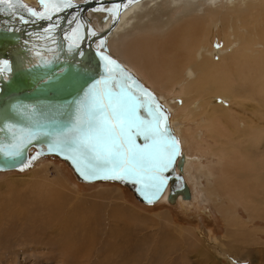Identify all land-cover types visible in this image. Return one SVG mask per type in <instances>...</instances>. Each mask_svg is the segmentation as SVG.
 I'll return each instance as SVG.
<instances>
[{"label": "rangeland", "instance_id": "1", "mask_svg": "<svg viewBox=\"0 0 264 264\" xmlns=\"http://www.w3.org/2000/svg\"><path fill=\"white\" fill-rule=\"evenodd\" d=\"M249 1L255 2L254 0ZM86 12L84 15H86ZM84 18L87 20L88 15ZM88 21L86 22L87 26L93 30L91 21ZM17 36L19 35L13 32L9 36V39H16ZM70 39L74 41V37ZM238 43V41H234L231 48L226 50L224 55H228L231 49H237ZM91 45L95 46L97 42L94 41ZM214 47L219 50L220 45L218 44V40L214 41ZM261 48L262 46H256L257 51H260ZM135 68L138 69L137 67L131 68L133 73L139 70ZM138 77L142 80L141 76L138 75ZM144 79L148 82L146 77ZM247 81H234L232 84L234 90L231 96L225 100V104L223 105L218 101H216L217 103L214 101V103L226 107L228 109L227 112L230 113L228 120L234 123L235 126H238V128H230L233 134L231 137L234 138L233 142L240 146L242 144L250 146L249 151L241 153L239 155L240 158L238 157L242 167H247L252 174H263L261 179H264V94L259 86L253 82L256 80L247 79ZM177 87L175 86L174 89H177ZM151 89L153 92L155 91L159 98L162 97V104L167 108L169 107L170 123L173 122V126L177 129V136L181 139L183 154L187 152V146L183 144V138L179 132L180 128L185 130H183L185 137L188 134L186 138L190 141V148L193 146L189 151L192 155L195 154L196 157L191 156L188 160L189 163H187L188 166L185 165L187 169L189 168L190 174H186L187 171L184 165L182 172L191 197L186 198L183 195H179V198L172 202L163 200L152 205H144L136 199L133 192L125 185L114 182L85 183L79 181L65 162L54 156L41 158L37 162L31 163L30 166L24 167L23 170H0V207L2 203L4 205L6 204L5 207H18L15 205L16 198L18 201L21 200L24 202L27 200L28 202V196L25 197L27 190L30 191L29 195L31 200H33L32 204L35 205V207L32 205L34 208L29 206L32 210L29 213L31 218L28 217L29 214L27 216L26 214L22 215L23 213H17L13 217L15 220L13 219L9 221L10 224L8 223L9 226L7 228L11 226L10 228L6 230L1 229L0 226V235H6L5 233H7L6 243L4 244H9L6 248L0 250V264H264V220L251 216L250 213L252 211L244 203V197L238 190L227 189L225 185L226 180L225 182L223 181L224 178L219 167L221 166L223 168V162L225 161L224 157L221 158L219 155H224V145L228 140L230 141V138L226 142H219L221 145L220 148L218 141H216L218 143L216 144L215 140L210 137L209 132L207 133V126L204 125L205 127H203L200 124L201 119L205 120L203 111L206 110L208 114L212 112L211 109L213 106L210 103L212 99L209 98V94L203 97V101L210 99L207 101L208 105L206 102L201 106L202 109L200 107L201 111L197 109L196 114H192L187 110L189 106L184 105V98H182L184 96L182 94H178L179 96L177 95V97L171 93L167 94L165 91H160L155 86L151 87ZM198 98L197 105L201 100V97ZM218 109H221V107H218ZM199 112L202 114L197 116ZM176 115H179L180 118L178 119ZM187 115H189L188 118H186ZM191 115H193V119ZM194 115H196V118H194ZM223 119L221 118L222 123L224 122ZM249 136L250 141L248 142ZM195 137L198 140L197 143L200 145L196 143ZM221 143L224 144L223 147ZM217 149L220 154L217 152ZM242 155L244 156L242 157ZM195 160H198L197 162L202 166L199 168H205L207 173L197 171V167L192 163ZM33 173L37 177L46 175L50 180L57 181L54 185L57 190L55 191L54 187L55 192L53 197L46 198L44 200L46 202L43 201L41 203L42 205L40 204L42 207L50 201L52 206H56L55 208L52 207V210L56 212L55 217H53L54 220L52 216L49 217L51 215L49 213L52 212L50 211L51 208H46V206L40 208L39 205H36L41 201L37 200L36 193L46 192L45 190L38 191L39 187H30L31 182H34L32 179ZM237 178H235L236 181L238 180ZM60 183L68 190L58 185L61 188L59 191L56 184ZM214 185L216 188L218 187L215 197L210 196L206 192L209 186L214 187ZM222 186L226 187V189H223ZM115 188H119L120 200L113 202L109 201V199L107 200L108 196L105 193L103 195V192L107 191V189L113 191ZM35 189L38 190L35 191ZM57 192L58 196L56 195ZM60 192L64 198L60 195ZM68 192L71 194L70 197ZM251 192L254 198L261 196L258 190ZM55 195L57 198H60V196L63 198H58V202L62 204L64 202V205L57 202V198L54 197ZM65 199L69 204L67 202L65 203ZM218 204L220 206L225 205L237 213V225L232 227V229L235 228V230L233 229L234 231L228 232L226 223L218 214ZM70 205L72 206L69 207ZM72 207H76V209ZM59 211L62 212L60 213ZM35 212L37 214L40 213V215H37ZM165 213L168 214L167 216L170 218L171 223L169 222L168 224L165 220H159L158 223L151 221L155 214ZM2 217L0 218V222H5L6 218ZM20 218H22V221L19 220ZM25 218L28 220L25 221ZM60 218L62 219L61 223H58L57 221ZM43 220L49 223L51 221L54 222H51L52 224L46 222L48 224L47 226L45 222L43 223ZM22 222L25 224L22 225ZM172 222L176 225L172 224ZM53 223L55 224L53 225ZM56 224H60V226ZM57 227L60 228L58 229ZM176 227L182 228V236L178 235L177 232L179 230ZM61 229H64V231ZM239 230L245 234L241 231L239 232ZM237 231L239 234H236ZM65 236H68V240L71 243L62 245V241H66ZM33 238H36V241ZM70 244H75V246L72 247ZM60 245H68L71 247L62 248ZM10 246L12 249L9 248Z\"/></svg>", "mask_w": 264, "mask_h": 264}, {"label": "bare ground", "instance_id": "2", "mask_svg": "<svg viewBox=\"0 0 264 264\" xmlns=\"http://www.w3.org/2000/svg\"><path fill=\"white\" fill-rule=\"evenodd\" d=\"M83 1L85 0H46V1L44 0H21L23 5H26L27 7L35 10L41 15L33 16L31 15L30 12L27 15H24L20 12L19 14L18 13L16 14L18 16V19L20 20L19 22L22 21V24H25V25L19 24L17 20L16 21L18 24L16 22L15 23L12 22L14 25L12 24L11 27L14 28L13 31H15L19 36H18L17 41L12 42V43L9 42V43L14 44L16 46L17 44L23 42L22 39H24V42H23L24 46L21 45V48H23L24 51L23 52L19 51V55L20 57H23L24 61L21 59H18V57L17 58L14 57L15 59L13 63L10 65H7L6 68L4 69L5 71L2 70L3 71L2 77L6 78L8 74H10L13 70H15L16 68L20 66H25L29 63L35 62L36 58L40 56L41 58L45 60L53 59V58L54 59L62 58V59H68V60L78 62L84 66L85 65L89 66V63H87L84 59H82L81 56L79 55V52L76 51L77 49L74 50L70 48L69 50L67 49L68 47L61 46L59 38L64 39L63 35H61L62 34L61 32H63V34L66 33L65 36L69 37L70 32L76 31L78 34L77 43L80 48L81 47L83 48L85 46V45L83 46L82 44L84 43L89 44L88 42H91V40L95 38L96 39L95 42H97V45L91 46V47H93L94 49H98V50L104 49L105 51L108 52L109 55L117 59L119 62L121 60V63L132 72L133 70L131 68L137 67L140 71L135 68L138 71H136L134 75L138 79H140L138 75L141 76L143 81L141 79L140 80L142 81V83L146 87H148L152 92L153 90L151 89V87L155 86L158 90L165 91L167 94L171 93L174 96H177L178 94H182L184 96L182 97L184 98L183 99L184 105L187 107L189 106V109L187 108V110H189L190 113L192 114H196V111H198L197 109H200L202 105H204L208 100H210L208 99L207 101H203V97L209 94L208 95L209 98L212 99L210 101V103L213 106L211 109L212 112L211 114L210 113L208 114V112L206 113V110L205 111L202 110L205 115V120L200 118L201 119L200 124L203 127H205L204 125L207 126V129H208L207 133L209 132L210 137H212V139L215 140V143L216 141H218V143L219 142L223 143V142H226L228 138H230V141L228 140V142H226L225 145L221 143L222 147L224 145V149H225L224 155L220 154L218 150L219 148L217 149V152H219L220 154L219 156L221 158L224 157V160H225L223 162L224 163L223 168L219 166L222 172L221 174L224 178L223 181L225 182L226 180L225 185L227 189L229 188L236 189L243 195L244 203L252 211L250 213L252 217L262 218L264 220V207H263L264 205V179H261L263 174H260V173L252 174L249 172V169L247 167H242L239 161V158H240L239 155L241 153H245L249 151L250 146H245L243 144L240 146L233 142L234 138L231 137L233 135L231 129H233V127L238 128V126H235L234 123L228 120L230 113L227 112L228 109L226 107L221 106V104L224 105L225 100H227L231 96L232 91L234 90L232 87V84L234 81H238V80L247 81V79L256 80L253 82H255V84L259 86V88L262 90V93L264 94V0H254L255 2L253 1L250 2L249 0H123L119 4L116 3L115 0H111L110 2L104 3L103 5L88 9L90 11L86 10L88 12H86V15H83V17L78 11H73V9H68L69 2L81 3ZM46 4L47 5L55 4L60 8V10L56 11L52 7L46 8L45 7ZM38 8H40V10H38ZM15 9L14 10L10 9V10L11 12H16ZM42 12H45V15L42 16ZM57 12H61L62 19L60 21H56V22L53 21L54 23L46 22L47 24L45 23L38 24V22L39 21L42 22L43 19L49 20L48 17H51L53 14H56ZM78 13H79V16H78ZM87 15H88V18H86L87 20H85L84 17H86ZM20 17H23V20H21ZM65 17H66V22H65ZM88 20L91 21L93 30L89 29V27L87 26L86 22ZM98 34H101L102 39H97V38H100L99 36H97ZM22 35L24 36L20 40V37ZM90 36L94 38L90 40L89 39ZM215 40H218V44L220 45L219 50L218 48L214 47ZM234 41L239 42L238 48L233 49V50L231 49L228 55H224L225 51L231 48ZM256 46L257 47L262 46L261 50L257 51ZM206 53H208V55H206ZM0 60H1V57H0ZM145 77H146V80H148V82L145 81L144 79ZM253 82H250V83H253ZM175 86H178L177 89H174ZM153 93L162 103V97L159 98V96H157L155 91ZM196 97L197 98L201 97V100L199 101L198 105H197L198 101ZM214 101L220 102L221 103V104L219 103L220 106L218 104H215ZM207 105H208V102H207ZM218 107H221V109H218ZM168 108L166 107L169 126L171 128L172 133L177 137V139L180 142L181 139H179L177 136V133H178L177 129H175V127L173 126V122L170 123V118H169L170 113H168L169 112ZM177 112H178V109H177ZM201 114L202 113L199 112L197 116ZM191 116L193 119V115ZM195 116L196 115H194V118H196ZM176 117L178 119L180 118L179 115H176ZM188 117L189 115L186 116V118ZM221 118L222 119L224 118L223 123L221 122ZM237 124L239 123L237 122ZM183 130L180 128L179 132L182 135L183 144L187 146V152H184L183 154L184 155L183 165L185 166L187 165V163H189L188 160L191 158V156H194V157L196 156L195 154L192 155L190 153L189 150L193 146L190 148V141L186 138L188 134L185 137L184 135L185 130L184 131ZM195 132H193V134H195ZM188 133L190 134L189 131ZM192 137H194V135ZM195 141L197 143L198 140L196 139ZM249 141H250V136H249L248 142ZM180 147L182 151L181 142H180ZM212 147L211 149H213ZM219 147L221 148V145ZM201 149H204V148H201ZM34 151L35 149L29 148V151H28L29 158ZM243 156L244 155H242V157ZM39 159L41 158L34 159V162H37ZM197 161L195 160L194 162H192L197 167V171L207 173L205 168H202V169L199 168L202 166H200L199 162ZM187 166H185V169L187 171L186 174L189 175L190 172H189V168L187 169ZM7 170H15V169H7ZM2 171H6V170H2ZM236 177H238L237 181L235 180ZM32 179L34 182H31L30 187L32 186L39 187V190L35 189V191L45 190L46 192V193H36L37 200H41L40 203L36 205L40 206V204L46 198L53 197L54 192L57 190V188L54 186L55 183H57V181L55 182L54 180H50L46 175L37 177V175L34 173H33ZM228 180L230 181L228 182ZM100 182H109V181H100ZM60 184H56V186L59 188V186H62V184L61 185ZM118 184L123 185L122 183H118ZM54 187H55V191H54ZM222 187L223 189H226V187L224 186ZM60 189L61 188H59L58 190L60 191ZM216 189L218 190V187L216 188L215 185L214 187L209 186L206 189V192L210 196L215 197L217 195ZM118 190L119 188H115L113 191H110L107 189V191L103 192V195L105 193L108 196L107 200L109 199V201H112V202L119 201L120 195H119ZM253 190L260 191L261 196L259 198H254L251 192ZM29 192L30 191L27 190V193L25 194V197L28 196L29 198L28 202L27 200H25L24 202L21 200L18 201L17 198L15 197L16 198L15 205H17L18 207L9 208V207H5L6 204L5 205L4 203L1 204L0 218L2 216L6 218L5 222H0L1 229L7 230L8 228L11 227L10 226L7 228V226H9L8 223L10 224L9 221L14 219L13 217L15 216V214L23 213L22 215L26 214L28 216V214L31 213L32 210L29 206H32L34 204H32L33 200H31ZM65 193L67 194V192ZM182 193H183V190L178 191L174 199L178 197L179 195H181ZM20 195L22 196L21 193ZM56 195L58 196V192L56 193ZM56 195L54 196L55 198H57ZM60 195H62L61 192H60ZM44 196H47V197H44ZM70 196L71 194L69 195V197ZM189 196L191 197L190 191H189ZM58 198H57V202H58ZM60 198L62 197L60 196ZM62 199L61 201L63 202ZM163 199L167 200L166 192L159 198L157 202H160ZM66 202L67 201L65 199V203ZM50 203L51 202L49 201V203L45 206L46 208H51L50 211L52 212L49 213L51 214L49 217L52 216L53 218L55 217L54 215L56 212L52 210V207L54 206H52V204ZM58 203L62 204L61 202H58ZM220 203L222 204V202ZM62 205H64V202ZM45 206H42V207H45ZM71 206L72 205H70L69 207ZM42 207L40 206V208ZM74 208L76 209V207ZM217 210H218L219 216L226 223L228 232H232L233 229L235 230V228L232 229V227L237 225V220H238L237 213L234 212L229 207L225 205L220 206L219 204L217 205ZM45 211L44 213L47 215ZM63 211H64V207H63ZM59 214L58 216H60ZM37 215H40V213ZM167 215L168 214L166 213L165 214H155V216H153L151 221H153V223L154 222L158 223L159 220L160 221L165 220V222L169 224L170 218H168ZM28 217H30V214ZM19 220L22 221V218H20ZM26 220L28 219L25 218V221ZM61 220L62 219L60 218L58 221L57 220L56 221L58 223H61ZM44 222L49 223L48 221L43 220V223ZM51 222H54V221H51ZM51 222L49 224H52ZM47 223L46 225L48 226ZM24 224L25 223L22 222V225ZM54 224L55 223H53V225ZM172 224L174 223L172 222ZM56 225L60 226V224H56ZM159 225H160V222H159ZM44 228H45V225H44ZM176 228L179 230V232H177L178 235L182 236V228L181 229L180 227H176ZM61 230L64 231V229H61ZM52 231L54 230L52 229ZM240 231L241 230H239V232ZM5 234L6 235H0V250L3 248H6L9 245V244H4L6 243L5 241L7 239V233ZM236 234H239L238 231ZM65 237H66L65 238L66 241L61 240L62 245L71 243L68 240V236H65ZM8 238L12 240L10 236H8ZM34 240L36 241V238ZM70 245L72 247L75 246V244H70ZM71 246H68V245L61 246L60 245V247L62 248H70ZM9 248H11V246ZM78 249L76 248V250Z\"/></svg>", "mask_w": 264, "mask_h": 264}, {"label": "water", "instance_id": "3", "mask_svg": "<svg viewBox=\"0 0 264 264\" xmlns=\"http://www.w3.org/2000/svg\"><path fill=\"white\" fill-rule=\"evenodd\" d=\"M111 0H85L81 3L69 2V7L79 11L83 17L84 11L103 5ZM118 1V2H117ZM123 0H115L121 3ZM18 3V0H14ZM6 5H0V10L7 11ZM5 24H0V48L6 47L8 42H15L16 39H9L14 32L8 30ZM22 31V30H21ZM97 36L102 39L101 34ZM61 46L77 49L82 59L91 66H84L78 62L68 59H48L37 57L35 62L19 67L8 75L4 80L0 73V83H4L5 90L0 93V170L21 169L34 162L33 157L45 158L54 156L72 170L79 181L85 183L109 181L122 183L129 187L138 201L145 205L155 204L166 192L167 201H174L178 191L183 190L184 197H189V190L184 181L182 170L184 155L181 151L180 142L172 133L166 120L167 139L178 141V154L170 170L165 173L168 177L165 188L161 194L152 196L151 192L143 185L137 183L133 178L110 179L104 178V174L86 179L77 171V164L67 158L66 153L59 149L50 151L57 136L67 131L76 119L80 103L84 100L85 93L93 83L106 77L105 61L102 56L109 57L118 66L117 79L128 81L129 77L135 81L133 91L138 101L147 102L145 95L150 93L155 104L161 107V111L167 117L166 107L159 101L156 95L138 79L132 71L121 62L108 54L104 49H94L88 44L86 47H79L59 38ZM6 66L4 67V69ZM122 69L125 75L120 74ZM26 89V90H24ZM140 115L148 118L147 111L140 109ZM16 140V141H15ZM143 143L142 140H138ZM29 148L35 149L28 157ZM19 150L18 156H11ZM39 153V155H37ZM177 169V170H176Z\"/></svg>", "mask_w": 264, "mask_h": 264}, {"label": "snow or ice", "instance_id": "4", "mask_svg": "<svg viewBox=\"0 0 264 264\" xmlns=\"http://www.w3.org/2000/svg\"><path fill=\"white\" fill-rule=\"evenodd\" d=\"M0 5L13 10L17 6L27 8L13 0H0ZM45 7L60 10L55 4ZM27 10L33 16L41 15L31 8ZM102 59L106 77L91 85L80 103L75 122L57 136L49 150L66 153L86 179L101 173L110 179L133 178L152 196H157L167 183L165 173L178 154V141L167 139V117L151 94H145L147 102L138 101L133 91L135 81L131 77L130 83L117 79L118 66L109 67L115 61L107 56ZM119 71L125 75L122 69ZM140 109L147 111L148 118L141 117ZM19 154V150L9 153L13 157ZM25 166H30V162Z\"/></svg>", "mask_w": 264, "mask_h": 264}, {"label": "flooded vegetation", "instance_id": "5", "mask_svg": "<svg viewBox=\"0 0 264 264\" xmlns=\"http://www.w3.org/2000/svg\"><path fill=\"white\" fill-rule=\"evenodd\" d=\"M19 2H18V4L19 5H23L22 4V2H21V0H18ZM44 1H46V0H44ZM61 7V6H60ZM27 8H29V7H27ZM27 8H25V7H19V6H17L16 7V9H15V11L16 12H11V10L10 9H7V11L5 12L4 10H0V24H5L6 26H7V29L9 30H13L14 28H12L11 27V25L13 24L12 22H16L17 23V21L19 22L20 20L18 19V16L16 15L17 13L19 14V12L20 13H22V14H24V15H27V14H29V11L27 10ZM68 9H73V8H69L68 7ZM38 10H40V8H38ZM73 11H78V10H76V9H73ZM79 12V11H78ZM86 12V11H85ZM85 12L83 13V15L85 14ZM77 13V12H76ZM57 14H59V15H57ZM43 15H45V12H42V16ZM65 16V15H64ZM78 16H79V13H78ZM13 19V20H12ZM62 19V16H61V12H57L56 14H53L52 16H51V18L49 19V20H45V19H43V21L41 22V21H39L38 22V24L39 23H45V24H47L46 22H48V23H54V22H56V21H60ZM12 20V21H11ZM17 20V21H16ZM10 21V22H9ZM54 21V22H53ZM65 22H66V17H65ZM18 24V23H17ZM19 24H21V25H25V24H22V21L21 22H19ZM4 25V26H5ZM14 25V24H13ZM61 25V24H60ZM11 28H10V27ZM17 30V29H16ZM74 32V33H73ZM73 32H70L69 33V38L68 37H66L65 36V34L66 33H64L63 34V32H61L62 34L61 35H63V37H64V39H66V41H69V42H71L72 41V39H70V38H73L74 37V41H72L71 43H74L75 45H78V39H77V37H78V34H77V32L76 31H73ZM71 35H73L72 37H71ZM23 36L24 35H22L21 37H20V40L23 38ZM75 37H76V39H75ZM26 38V37H25ZM94 37H89V39L91 40V39H93ZM97 39H100V38H97ZM19 40V41H20ZM18 41V42H19ZM22 41L24 42V39H22ZM94 41H96V39L94 38L93 40H91V42H88L90 45L94 42ZM23 42H21V43H19V44H17L16 46L14 45V44H11V43H9L8 42V44H7V46L6 47H2V48H0V57H1V60H0V73H2L3 74V71L2 70H4V67L5 66H7V65H10V64H12L13 63V61H14V59L15 58H17L18 57V59H21V60H23L24 61V59H23V57H20V55H19V51H24V49L23 48H21V45L22 46H24L23 45ZM16 44V43H15ZM82 44V43H81ZM84 47H86L88 44H82ZM92 46V45H91ZM9 48V49H8ZM67 49H69L70 50V48H67ZM18 50V51H17ZM15 51V52H14ZM12 54H14V55H12ZM3 55V56H2ZM79 55H80V52H79ZM4 57H5V59H4ZM12 57V58H11ZM15 57V58H14ZM2 62V63H1ZM87 62V61H86ZM88 63V62H87ZM22 65H24V64H22ZM89 66H91V64H89ZM20 67H23V66H20ZM19 69V67L18 68H16L15 70H18ZM15 70H13V71H15ZM5 71V70H4ZM12 71V72H13ZM11 72V73H12ZM11 73H10V76H11ZM9 75V74H8ZM9 76H7L6 78H4V80L5 79H7ZM5 90V85H4V83H0V93H2L3 91ZM24 90H26V89H24ZM179 198V196L178 197H176L174 200H176V199H178ZM163 200H166V199H163ZM163 200H161V201H163Z\"/></svg>", "mask_w": 264, "mask_h": 264}, {"label": "trees", "instance_id": "6", "mask_svg": "<svg viewBox=\"0 0 264 264\" xmlns=\"http://www.w3.org/2000/svg\"><path fill=\"white\" fill-rule=\"evenodd\" d=\"M127 188H129V187H127Z\"/></svg>", "mask_w": 264, "mask_h": 264}]
</instances>
